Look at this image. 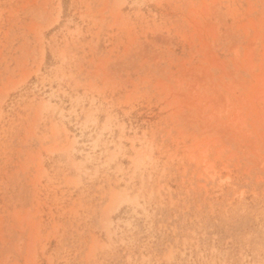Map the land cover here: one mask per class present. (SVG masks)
I'll return each mask as SVG.
<instances>
[{"label":"rangeland","instance_id":"1","mask_svg":"<svg viewBox=\"0 0 264 264\" xmlns=\"http://www.w3.org/2000/svg\"><path fill=\"white\" fill-rule=\"evenodd\" d=\"M0 264H264V0H0Z\"/></svg>","mask_w":264,"mask_h":264}]
</instances>
